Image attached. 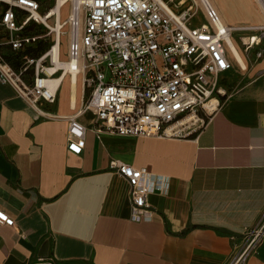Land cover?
<instances>
[{
    "label": "crops",
    "instance_id": "1",
    "mask_svg": "<svg viewBox=\"0 0 264 264\" xmlns=\"http://www.w3.org/2000/svg\"><path fill=\"white\" fill-rule=\"evenodd\" d=\"M212 1L229 25L264 24L257 0ZM255 33H233L246 64L230 51L219 105L184 137L97 131L85 111L75 154L63 116L85 101L80 76L75 99L66 79L55 103L40 104L45 115L0 80V209L16 221L0 224V264H230L264 216V40L245 45ZM113 162L163 178L149 217L133 218L130 182ZM244 264H264V240Z\"/></svg>",
    "mask_w": 264,
    "mask_h": 264
},
{
    "label": "built area",
    "instance_id": "2",
    "mask_svg": "<svg viewBox=\"0 0 264 264\" xmlns=\"http://www.w3.org/2000/svg\"><path fill=\"white\" fill-rule=\"evenodd\" d=\"M257 1L264 14V0ZM53 6L52 0H0V80L42 115L40 104L57 101L59 86L47 83L55 74L49 72L54 44L17 63L7 51L19 53L34 45L40 35L31 29L49 27ZM201 15L204 20L197 23ZM67 24L68 75L80 76L90 92L77 113L63 116L68 120L67 147L75 154L85 147L87 128L78 118L85 111L94 114L97 131L143 137H184L198 131L223 94L221 78L233 65V33L256 31L247 48L264 40V24L229 25L212 0H73ZM112 166L130 182L133 218L149 217L148 196L164 189L163 178L122 162ZM0 224L13 227L16 221L0 209ZM263 240L264 216L244 233L243 247L230 264H244Z\"/></svg>",
    "mask_w": 264,
    "mask_h": 264
},
{
    "label": "bare ground",
    "instance_id": "3",
    "mask_svg": "<svg viewBox=\"0 0 264 264\" xmlns=\"http://www.w3.org/2000/svg\"><path fill=\"white\" fill-rule=\"evenodd\" d=\"M69 0H57L56 5L53 6L52 11H51V19L56 20V27L54 28V31H56V37H57V42L54 44V62L50 67H49V72L50 73H55L53 76L49 77L47 80V83L49 86L53 89L56 87L60 86L68 77L69 84L72 87L73 90V98L76 95V92L79 87V81L78 77L73 74L72 77L68 76V66L65 64V59L63 58L62 54V49H61V33H62V21H61V13H62V7L68 2ZM47 25H49L48 20L46 21ZM230 51L236 61V63L241 64L242 66H245L244 59L236 46V44L230 40ZM66 68V71L63 73L61 69ZM75 99V98H74ZM213 104V108L217 104V100L214 99L211 101ZM209 106V105H208ZM210 109L212 107L210 106Z\"/></svg>",
    "mask_w": 264,
    "mask_h": 264
},
{
    "label": "rangeland",
    "instance_id": "4",
    "mask_svg": "<svg viewBox=\"0 0 264 264\" xmlns=\"http://www.w3.org/2000/svg\"><path fill=\"white\" fill-rule=\"evenodd\" d=\"M52 2L54 3V5H56L57 0H52ZM72 3L73 0H69L63 7H62V13H61V21H62V33H61V49H62V54H63V58L65 60H67V51H68V42H69V36H68V17L69 14L71 12V8H72ZM199 20V18L197 17L196 19ZM49 23V27L45 26L44 24H39L36 25V27L33 28L32 32L40 35V38L38 39V41L34 44V46H32L30 48V50L27 52V55L29 56H38V54H40L39 49H42L43 51H47L53 44H55V41L57 42V37H56V31H54V28L56 27V20L50 19V21H48ZM243 53L244 55H246L247 50L245 47H242ZM32 74V70L30 71V76ZM68 79V77H67ZM89 90L86 89L85 92V100L89 97Z\"/></svg>",
    "mask_w": 264,
    "mask_h": 264
},
{
    "label": "trees",
    "instance_id": "5",
    "mask_svg": "<svg viewBox=\"0 0 264 264\" xmlns=\"http://www.w3.org/2000/svg\"><path fill=\"white\" fill-rule=\"evenodd\" d=\"M34 27H36V25H35ZM34 27H33V28H34ZM33 28L31 29V32H32ZM32 33H33V32H32ZM34 34H35V33H34ZM32 46H34V45H31L27 50H25V51H21V52H19V53H13V52H11L10 50H8V51H7V53H8V58H9L12 62L17 63L18 60H19L23 55H26V54H27V52L30 50V48H31ZM39 51H40V54H38V56H40V55H42L43 53L46 52V51H43L42 49H39ZM38 56H35V57H38ZM33 57H34V56H33Z\"/></svg>",
    "mask_w": 264,
    "mask_h": 264
},
{
    "label": "water",
    "instance_id": "6",
    "mask_svg": "<svg viewBox=\"0 0 264 264\" xmlns=\"http://www.w3.org/2000/svg\"><path fill=\"white\" fill-rule=\"evenodd\" d=\"M40 256L41 257H45L47 255V244H44V246L42 247L41 251H40ZM38 264H50L48 262H43V263H38Z\"/></svg>",
    "mask_w": 264,
    "mask_h": 264
}]
</instances>
